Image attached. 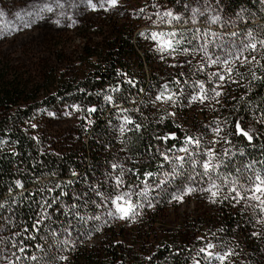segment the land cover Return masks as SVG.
<instances>
[{"label": "trees", "instance_id": "1", "mask_svg": "<svg viewBox=\"0 0 264 264\" xmlns=\"http://www.w3.org/2000/svg\"><path fill=\"white\" fill-rule=\"evenodd\" d=\"M172 1L182 4L189 0ZM221 4L231 14L245 13L246 24L250 29L264 35V3L261 0H221ZM92 28L94 26L91 24L79 28V37L84 42L80 50L75 52L79 65L74 66L72 71H69L71 67L61 71L57 66L45 64L41 67L38 79L31 75L26 77L0 51V204L4 205L0 208V224L12 225L13 232L28 227L39 211L40 203L44 199L51 200L61 190L67 193L59 200L65 205L74 203V196H83L84 193H87L84 199L95 200L94 192L75 183L74 178L86 175L94 179L106 175L105 168L113 157L104 153L105 148H113L114 153L124 155L127 170L123 178L126 186L133 187L148 180L149 177L144 175L146 172H152L153 178L161 175L166 165L158 150L172 148L174 151L180 148L189 132L178 121L176 113L171 112L172 109L166 107L157 110L151 107L150 99L160 93L162 82L159 77L143 72L141 59L144 55H138V45L133 39V24L119 21L113 16L97 32L95 29L91 32ZM52 42L51 50L56 63L65 64L70 57L63 48V39H53ZM151 56L147 54L146 58L149 60ZM261 64H264V60H261ZM251 70V64L240 70L238 79L244 86L227 96L232 98L226 103L230 108L224 109L226 115L220 116L225 123V134L234 121L240 120L242 126L253 128L257 137L250 145L240 137L228 136L233 146L242 149L241 152L244 153L241 155L238 152L234 156L236 160L233 169L264 161V124L256 122L264 117V82H253ZM254 70L258 75L262 74L259 66ZM177 80L180 81L179 84L176 83ZM170 83L173 92L180 93L183 87L181 76L174 75L170 78ZM106 96L112 97L111 103L105 99ZM240 97L244 99L241 100ZM62 107L77 108L82 128L92 124L95 137L89 142L90 150L71 149L66 153L52 151V146H49L51 141H47L45 135H36L35 130L27 126L28 122H32L44 110L55 109L61 112ZM89 108H95L96 111L89 112ZM122 111L141 125L139 131L132 125H124L131 131L121 134V124L114 117ZM198 122H192V129L201 127ZM167 133H175L177 140H169L164 144L156 139ZM88 159L92 165L89 171L86 167ZM161 164L164 165L163 168L160 167ZM254 167L260 169L264 164L255 163ZM17 181L22 187H17ZM54 184H60L61 189L47 192L46 189ZM98 189L107 192L111 188L100 185ZM84 199H81V205L84 204ZM94 207V204L89 203L79 209L80 214H90ZM55 208L56 205H53V209ZM49 212L54 224L51 229H60L67 224L69 219L64 215V209H49ZM10 220L12 223H9ZM247 220L241 214L230 215L228 227L230 230L239 227L251 231L252 225H242ZM236 222L239 225H235ZM84 225L77 226L75 235H81L79 238L86 233ZM25 235H35L37 240H24L21 236L15 237V240L18 243L23 241L28 246L26 254L33 255L34 245L45 233L42 230L38 234L30 229ZM162 244L151 259L143 264L190 263L192 254L188 251V245H181L177 239H170ZM248 246L255 254L254 257H257L264 244L257 245L250 241ZM73 258V264H131L129 256L118 244H108L99 253L88 252L81 247Z\"/></svg>", "mask_w": 264, "mask_h": 264}, {"label": "rangeland", "instance_id": "2", "mask_svg": "<svg viewBox=\"0 0 264 264\" xmlns=\"http://www.w3.org/2000/svg\"><path fill=\"white\" fill-rule=\"evenodd\" d=\"M45 2L46 0H0V13H3L0 16V37H3L0 38V51L3 56L21 73H25L26 77L31 75L38 79L41 67L45 64L57 66L61 71L68 70L71 67L69 71H72L74 66L79 65L75 52L80 50L84 42V39L79 37V28L91 24L94 26L91 32H94V29L97 32L100 26H103L113 16L119 21H127L133 24V39L138 45V55H144V58L141 59L143 72L146 75L159 77L162 82L160 92L165 85H167L170 92H173L170 78L174 75L178 74L182 79L183 87L180 93H176L174 97L177 100L175 104L154 102L153 96L150 99L151 107L157 110L166 107L172 109L171 112L176 113L175 116L178 121L188 128L189 132L187 133L193 136L203 135L205 126H210L207 135H203L201 149L195 150L193 154V159L199 161V151L203 150L205 145H209L210 142L218 139L211 131V127H215L213 122L220 121V126L225 130V123L220 116L226 115L224 109L230 108L226 103L232 98L227 96L232 94L233 90L244 85L232 84L223 88V95L218 98L219 104L215 103L214 100L211 102L205 101L203 104L198 101H190L191 95L199 91L198 84L204 83L207 90L210 87L208 83L210 75L220 69L212 66L205 67L203 71H198L199 66L205 63L202 55L198 53L186 55L183 51L178 50L174 54L175 58H173L166 53L158 52L155 43L148 38L155 28L152 21L146 18L150 16L155 20L156 12H162L165 8H168L181 13L187 19L191 15L190 10L185 12L183 3L177 4L172 0H117V6L115 7L111 6L108 0H60L64 4L63 9L56 8L53 13H43L42 18L25 15V20L33 22L29 27H23V22L17 19V13L24 15L33 10L32 5L34 3L43 4ZM185 3H188L190 8L200 7L203 11L204 0H189ZM209 4L220 11L222 20L231 19L235 22V26L229 25L225 29H219L217 25L211 26L213 31L224 32L225 39L228 38L227 33L231 31L243 32L245 29H250L249 25L246 24L245 13H240L243 20H238L237 13H229L221 2L218 7L214 0H209ZM152 5L156 7H152ZM141 9H143V12L140 11ZM204 19V17H198L201 22ZM56 21H59V23ZM197 26L208 27L203 23L192 25L189 21L188 24L179 25L178 30L186 31L187 35L191 37L192 33L189 29ZM141 33L144 35H141ZM57 38L63 39V48L70 57L63 65H58L52 55L51 44L53 39ZM196 43H203V41H197ZM184 46L188 45L185 43ZM147 54L152 55L149 60L146 58ZM186 61L191 62L186 63ZM176 64H180L182 67H173ZM236 67H239V65L237 64ZM241 69L239 68V71ZM232 78L239 80L238 75L235 74ZM212 81L213 84L217 82L215 77H212ZM61 109H63L61 112L55 109H46L32 122H28L27 126L34 129L36 135H45V139L52 143L49 144V146H52V151L56 150L60 153H66L71 149L88 151L90 148L89 142L94 140L95 137L92 124L90 123L82 128L81 117L76 107H73V109L62 107ZM125 116L130 117L122 111L117 113L114 119L122 125ZM196 120L199 121L198 123L201 126L197 130L192 129V122ZM220 135L225 136V133L222 132ZM226 139L230 140L228 136H226ZM183 146L184 144L181 147ZM210 146L218 155L228 151L233 167L236 160L234 156L242 150L238 149L237 146H233L232 142L228 144L223 140L219 143H211ZM188 147L189 151L193 152L194 146ZM113 151V148H105L104 151L107 156L113 157L105 168L106 175L101 178L93 177L94 179L86 175H79L74 178L75 183L87 188L91 186L101 193H105V191L104 189H98L100 185L101 187L111 188L115 183V177L121 176V169H123V174L127 170L124 155L121 153L116 154ZM166 154L170 157L174 155L186 156L185 153L178 152L176 149L166 152ZM113 164L117 165L115 170L112 168ZM86 165L89 171L92 168L89 159ZM165 165L164 172L161 175L156 178H148L146 181L150 185L146 194L143 191L144 183L132 187L131 190L134 193H140V195L132 196V202L141 205L136 209L138 214H134L132 218L119 219L116 215L113 217L107 216L108 209L115 212L111 204H108L107 209L94 207L91 209L90 214H86L88 216L99 215L101 219L100 221L88 220L84 225L86 233L83 237H80L81 239L79 238L81 235L76 236V230H73L72 239L76 241L74 248L65 250L62 244L55 246L56 242L51 237L48 238V243L44 242V235L39 238L37 243L45 248L47 258L52 261V264H73V256L79 252L81 247L87 249L88 252L99 253L108 244H118L122 246V251L129 256L131 264H143L149 261L148 258L155 254L156 250L163 245L162 243H166L170 239H177L181 245H188V251L192 254L189 264H194L195 261H199V264H208L204 254L199 253V248L204 246L200 242L203 238L205 241H211L216 245L212 250L216 253L222 254L228 249L233 251L234 254L227 258L226 264H264V246H262L257 257H254L255 254L248 246L250 241H254L257 245L264 244V224L256 223L257 220L264 219V215L259 212V209H256L255 214H253L251 208L245 209L243 207V202L233 206L222 198L220 202L212 203L209 194L200 190L208 187V182L205 180L201 183V177L196 175V173L202 171L199 163L195 168L190 163H186L185 168L179 170L183 172L185 177L190 174L196 177L193 181H185L187 186L196 190L184 195L182 202H179L173 199V196L179 195L180 189L184 187V185H181L180 179L171 181V177H168L167 179L170 181L168 184L156 188L158 180L165 179L164 173L171 171V165L167 162H165ZM123 174L122 179L124 180ZM127 188L128 186H126L124 180V189L127 190ZM95 197V201L99 202L100 198ZM235 214H241L244 219H248L246 224L242 225H252L250 227L251 231H245V228L239 229V227H234L233 230L229 229L227 223L229 216ZM68 219H71V214L68 215ZM46 223L50 229L54 225L53 221ZM76 223L73 220V224ZM97 225L100 228L99 231L94 230ZM235 225L239 224L236 222ZM11 226L0 224V237L5 239V243H0V256L9 258H11L12 252L17 251L8 242V238L15 233ZM254 231L258 233L257 236L252 235ZM65 238V235L61 234L57 237V240ZM17 254L27 255L18 252ZM41 254L34 248L33 255L43 256ZM61 255L66 256L67 260H59L58 257ZM0 264H8V261L0 260ZM17 264H29V261L21 259ZM31 264H36V262H31ZM211 264H220V262L213 260Z\"/></svg>", "mask_w": 264, "mask_h": 264}, {"label": "snow or ice", "instance_id": "3", "mask_svg": "<svg viewBox=\"0 0 264 264\" xmlns=\"http://www.w3.org/2000/svg\"><path fill=\"white\" fill-rule=\"evenodd\" d=\"M111 6H117V0H108ZM182 2V0H181ZM217 7L219 6L221 0H214ZM261 3H264V0H261ZM152 7H156L152 5ZM64 8V4L60 0H46L43 4L32 5V11H28L24 15L17 13V19L23 22V27H29L33 21L25 20L24 16L28 17H40L42 18L43 13H53L54 9ZM183 8L185 12L190 10L191 15L186 19L181 13L173 11L172 9L165 8L162 12H156V19L153 20L152 17H146L152 21V25L155 30L151 31L150 38L156 45V50L162 54L166 53L169 56L175 58V53L178 50L183 51L186 55H191L192 53H198L202 55V58L205 60V63L200 65L198 71H203L205 67L215 66L219 68V71L212 73L209 77L210 87L206 90L204 83H199V91L195 92L190 97V101H198L201 104L205 101H215L219 104V97L223 95L222 89L228 85H240L241 80L233 79V75H241L239 68H244L246 65H253V70H251V79L253 82L261 81L264 82V64H261V60H264V35L255 33L253 29H245L243 32L231 31L227 33L228 38L225 39V34L222 31H213L211 26L217 25L219 29H225L227 26H235V22L231 19L222 20L220 11L213 8L209 4V0H204L203 11L200 7H192L188 3H183ZM143 12V9L140 10ZM215 12V14H213ZM3 13H0L2 16ZM198 17H204L205 19L201 22L198 20ZM238 20H243V17L240 13L236 14ZM189 21L192 25H198L200 23L208 25V27H195L189 29L192 35L189 37L186 31L178 30L179 25L188 24ZM59 23V21H56ZM246 23V21H245ZM264 31V30H262ZM141 35H144L141 33ZM3 38V37H0ZM197 41H203V43H196ZM185 43L188 46H184ZM191 46V47H189ZM191 61H186L190 63ZM239 67H236V65ZM256 66H259V70L262 73L258 75L254 70ZM173 67H182L180 64L173 65ZM182 74V73H181ZM212 77H215L216 83L213 84ZM177 84L180 81H176ZM176 93L170 92L167 88V85L164 86L163 90L154 96V102H170L175 104L177 102L174 97ZM105 99L108 102H112L111 96H106ZM243 100V97H240ZM89 112L96 111L95 108H89ZM168 115H173V113H168ZM163 120V117L161 118ZM257 123L264 124V117L256 121ZM215 127H211V131L218 137L217 140L210 142L219 143L223 140L225 143L231 144V140L226 139V136H235L240 137L243 140L247 141L248 144H253L255 136L253 128L248 125L242 126L240 120H236L232 123L230 130L225 134V136L220 135L224 132V129L220 126V121H214ZM124 125H132L136 131H139L141 128L140 124L135 123L130 117L125 116L123 120V125L120 127L121 134L125 131H131V129H126ZM35 127V125H33ZM210 126H205V132L203 135H207L208 129ZM203 135L193 136L187 134L183 140V147L176 149L178 152H183L186 156L174 155L170 157L166 152L172 151V148L166 149V151H159V156L162 157L163 161L171 165V171L165 172V179L158 180L156 183V188H160L163 185L168 184L170 181L167 179L171 177V181L180 179L181 185H184L180 189L179 195H174L173 199L182 202L183 196L190 194L196 189L189 187L185 184V181L195 180V176L191 174L187 177L184 176L181 169L185 168L186 163H190L193 168L199 163L201 172L196 173L197 176L201 177V183L205 180L208 182V187L201 188L200 190L209 194L212 203H217L221 201V198L224 201H228L233 206L243 202V207L245 209L251 208L253 214L255 210L259 209V212L264 215V167L257 169L254 167L255 163L264 164V161H256L249 164L241 165L240 167L233 166L230 162V157L228 151H225L223 154L218 155L215 150L209 145H205L204 149L199 151V161L193 159V154L195 150L201 149V142ZM35 139V137H33ZM156 139L167 144L169 140H177L175 133H167L162 136H157ZM188 146H194L193 152L189 151ZM175 146L173 145V148ZM241 155L244 153L241 152ZM161 168L164 167L163 164L160 165ZM112 168L115 170L117 168L116 164L112 165ZM123 169H121V176L115 177V183L111 189L105 193H101L98 190H95L91 186L89 191L94 192L95 196L100 198L99 202L91 199H84L87 196V193H84L83 196H75L74 203L70 205H65L64 203L59 202L60 197L67 195L64 191H60L57 196L53 197L51 200L44 199L40 203L39 211L36 213L35 218L32 219V223L28 227H24L22 231H17L13 234L12 237L8 238V242L11 243V247L17 249V251L11 253V258L0 256V260H7L8 264H17L21 259L31 262H36V264H52V261L47 258L45 253V248L40 244L36 243L34 245L35 249L41 253H45L43 256L37 255H18L25 254L28 251V246L24 245L23 241L19 243L16 242L15 237L21 236L24 240H37L35 235H25L31 229L35 233H41L43 230L44 242L48 243V238L51 237L55 241V246L62 244L65 250L74 248L76 241L72 239L73 230H78L79 227H83L88 220L100 221L101 217L99 215L88 216L87 214L81 215L79 209L81 207H86L89 203L95 205L96 208L104 207L107 209L108 204H111L112 208L115 209L113 212L111 209H108L106 214L108 217L117 216L119 219L132 218L134 214H138L136 209L141 207V205L134 204L132 202L133 195H140V193H134L131 189L132 186L129 185L127 190L124 189V180L122 179ZM73 175H76L73 172ZM145 176L151 178L153 177L152 172L144 173ZM219 181V183H217ZM144 183V193L146 194L150 185L147 182ZM17 187H22L19 181L16 182ZM60 184H54L53 187L46 189L47 192L52 193L57 189H61ZM81 199H84V204L81 205L79 202ZM15 203V200H13ZM53 205H56V208L53 209ZM151 206V204H149ZM4 205L0 204V208H3ZM49 209L57 211L59 209H64V215L68 216L71 214V219L68 220L67 224L60 229H50L46 222L51 221L52 214L49 212ZM73 220L77 223L73 224ZM9 223H12L10 220ZM256 223L264 224V219L257 220ZM99 231L100 228L97 225L94 229ZM61 234L65 235V239L57 240V237ZM83 234V233H81ZM253 236H257V232L252 233ZM204 244L203 247L199 248V253L204 254L207 259L208 264H211L213 260L219 261L220 264H226L227 258L232 256L234 253L231 249H228L221 253H216L212 251L216 245L211 241H205L203 238L200 241ZM0 243H5V239L0 237ZM59 260L66 261V256H59ZM148 259H151L150 257ZM194 264H199V261H195Z\"/></svg>", "mask_w": 264, "mask_h": 264}]
</instances>
